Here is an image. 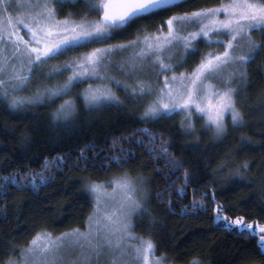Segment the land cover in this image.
I'll return each instance as SVG.
<instances>
[{
    "label": "snow or ice",
    "instance_id": "obj_1",
    "mask_svg": "<svg viewBox=\"0 0 264 264\" xmlns=\"http://www.w3.org/2000/svg\"><path fill=\"white\" fill-rule=\"evenodd\" d=\"M188 2L190 0H26L25 3L0 0V103L7 110L19 111L31 105L46 107L60 97H67L50 114L51 128L60 130L75 122L78 100H82L89 111L112 104L122 106L124 101L111 87L114 81L123 84L130 98H147L141 113L145 120L182 113L181 133L195 140L185 146L198 151L196 119H202V129L210 130L216 138L225 136L228 116L234 127L243 126L239 96L251 86L250 65L264 52V0H221L215 5L173 12L156 25L155 30L141 26L131 40L108 42L125 35L141 20ZM66 4H71L73 9L82 4L83 9L69 10L61 17L59 13ZM16 8L25 11L16 12ZM21 28L26 30L28 38L21 34ZM257 31L260 36L254 37ZM201 43L209 46L206 51L199 49ZM76 49L87 50L49 66L53 59ZM124 52L129 55L117 60ZM197 53L200 56L197 63L177 72V68ZM113 67L126 79H118L112 72ZM64 73L67 77L62 82L47 83ZM85 80L99 82L89 83L75 96H69L76 85ZM26 90L29 94L18 95ZM140 131L147 135V140L137 137L136 142L156 161L157 173L182 172L183 184L177 187L179 177H176L165 184L163 191L156 192L158 199H167V206L171 208L170 193L186 191L193 169L185 167V160L170 150V142L163 133L148 128ZM124 139L123 136L113 137L111 143L112 149L119 148L123 155L109 156L111 163L108 164L101 160L97 165L93 159L92 166L102 172L113 163L124 168L129 158H135L134 150L123 147ZM241 139L237 152L252 147L250 138ZM24 140L30 143V136H25ZM91 147L95 144L81 147L77 160H88L87 149ZM161 161L163 168L159 166ZM64 163L66 155L58 153L51 158L44 157L38 170L25 164L24 171L16 169L4 175L0 178V198L10 194L12 187L23 191L46 186L52 179L48 174L50 170ZM223 167L227 164L221 170ZM249 172L250 162L244 161L230 173L229 179L248 180L251 177L246 173ZM146 183L144 176H133L128 171L106 180L86 177L83 191L91 196L93 210L85 220L84 229L74 227L54 234L41 228L26 245L19 247L0 241V245L13 253L3 264H171L174 258L167 253L156 255L159 245L152 235L155 221L149 222L148 235L133 231L134 215H151L145 207L149 196ZM165 191L169 195H164ZM208 195L200 192L197 198L194 194L192 210L203 208ZM215 195L213 190L212 200ZM182 211L190 209L185 206ZM214 212L216 223L225 231L258 238L256 244L234 245L229 264H254V256L264 257V223L247 221L243 216L231 218L220 202L215 204ZM188 264L205 262L193 257Z\"/></svg>",
    "mask_w": 264,
    "mask_h": 264
},
{
    "label": "trees",
    "instance_id": "obj_2",
    "mask_svg": "<svg viewBox=\"0 0 264 264\" xmlns=\"http://www.w3.org/2000/svg\"><path fill=\"white\" fill-rule=\"evenodd\" d=\"M220 2L190 0L178 8L141 20L125 35L116 37L115 42L135 38L141 26L155 30V26L173 12L189 11ZM77 9H83V5H77ZM77 9L66 4L59 15L63 17L69 10ZM253 35L259 37L260 33L257 31ZM78 50L81 49L53 59L49 65L65 61ZM191 58L193 66L200 56L197 53ZM249 70L251 86L242 90L239 96L244 113L243 126L234 127L227 119V132L222 138L214 137L210 130L197 128L199 150L195 152L185 146L195 140L181 133L179 114L145 120L140 116V109L127 100L122 106L106 105L93 111L86 109L82 100H78L75 122L60 130L52 129L49 121L51 112L63 97L46 107L31 105L19 111L7 110L0 103V178L16 169L24 171L25 164L38 170L42 167L44 157L51 158L58 153L66 155V163L59 168H52L48 173L52 179L46 186L23 191L12 187L10 194L0 198V241L19 247L26 245L41 228H47L54 234L74 227L83 230L85 220L93 209L91 196L83 191L84 179L91 176L93 179L106 180L109 176L128 171L131 175L140 174L146 178L149 196L145 207L151 215L135 216L133 223L136 226L133 231L139 235H148L151 231L149 222H156L152 233L159 245L156 255L167 253L174 258L171 264H188L193 257L200 258L205 264H229V254L235 250L234 245L241 247L256 244L258 238L242 237L235 231H225L218 226L215 221V204H223L231 218L243 216L247 221L258 220L264 223V203H261L264 200V191H261L264 188V52L256 57ZM143 128L163 133L164 138L170 142V150L185 160V167L193 169L186 191L182 194L175 191L170 193L173 200L171 208L167 206V199H158L156 192L163 191L165 184L171 183L176 177H179L176 186L183 184L182 172L171 175L157 173L156 161L149 156L145 147L136 142L137 137L147 140V135L140 131ZM25 136H30V143H25ZM119 136L125 138L124 148L135 151V158H129L124 168L113 163L112 167L102 172L99 167H93V159L97 165L101 160L108 164L111 163L109 156L123 155L119 148L113 150L111 147L113 137ZM242 137L250 138L252 147L237 152ZM93 143L95 147L87 149L89 159L77 160L79 149ZM93 154L97 155L94 157ZM244 161L250 162V172L246 175L251 178L244 181L234 177L229 179L230 173ZM225 164L227 167L221 170ZM159 166L165 167L162 161ZM213 190L216 193L215 200L211 199ZM200 192L209 194L205 197V206L192 210L193 196L195 194L199 198ZM164 195L169 193L165 191ZM185 206L190 211L183 212ZM10 255H13L11 249L0 245V264ZM253 261L254 264H264V257L254 256Z\"/></svg>",
    "mask_w": 264,
    "mask_h": 264
},
{
    "label": "rangeland",
    "instance_id": "obj_3",
    "mask_svg": "<svg viewBox=\"0 0 264 264\" xmlns=\"http://www.w3.org/2000/svg\"><path fill=\"white\" fill-rule=\"evenodd\" d=\"M25 2H26V0H17V3H25ZM15 11H16V12H21V11H25V9H23V8H16ZM21 34H22V35H25V38H28L27 35H26V30H25V29L21 28ZM108 42H109V43H116V42H115V39H113V40H111V41H108ZM117 43H118V42H117ZM95 46H97V45H90V47H95ZM208 47H209V46H207V45H205V44H203V43H201V44L199 45V49H200L201 51H206ZM211 47L216 48L217 45H211ZM85 50H87V49H81V50L75 51V54L71 55L70 57L76 55V54H77L78 52H80V51H85ZM129 51H130V50H129ZM128 55H129V52H124V53H122V54H119V55L116 57V59H117V60H120L121 58H126ZM70 57H69V58H70ZM192 61H193V60H192V58L190 57L189 60H188V62H187L186 64H184V65H182L181 67H179V68L176 69L177 72L182 71V70H184L185 68H190V67L192 66V64H193ZM198 61H199V60H198ZM191 63H192V64H191ZM196 63H197V62H196ZM49 66H50V65H49ZM45 71H47V69H45ZM112 72H113L114 75L117 76L118 79H120V80H124V79H126V77L123 75V73H121L117 68L113 67ZM66 77H67V73H64V74L61 75V76L53 77L51 80H48L47 83L52 84V83L62 82L64 79H66ZM98 82H99V81H97V80H91V81H89V80H85V83L82 84L79 88L75 87V88L73 89V91H72L71 93H69V96H75L76 93H78V92H80L82 89L86 88L87 85H88L89 83L96 84V83H98ZM130 82H131V81H129V83H130ZM111 87H112V89L116 92V94H117L118 96H120L121 100H123V101L127 100V101H129V102H133V103H134V106H136L137 108L140 109L139 112H140V116L142 117L141 113L144 111V107H145V104H146V102H147V98H145V99H132V98H130L129 95L125 92L124 87H123V84H117V83H115L114 81L111 82ZM34 90H35V85L32 86V91H34ZM27 94H29L27 90L24 91V92H20V93H18V95H27ZM66 98H67V97H63V98L61 99V102H62L64 99H66ZM182 115H183L182 113L179 114L180 119H181ZM227 119H229V120L231 121L230 116H228ZM195 123H196V128H201V125H202L203 121H202L201 119H197V121H195ZM199 125H200V127H197V126H199ZM135 175H136V174H135ZM135 175H133V176H135ZM145 187H146V185H145ZM92 210H93V209H92ZM91 212H92V211H91ZM134 218H135V215L133 216V221H134Z\"/></svg>",
    "mask_w": 264,
    "mask_h": 264
}]
</instances>
